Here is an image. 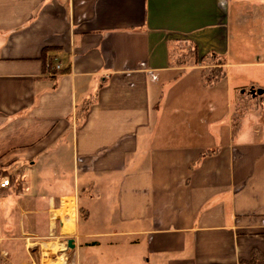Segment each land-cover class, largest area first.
Segmentation results:
<instances>
[{
    "label": "crops",
    "instance_id": "0c3cea01",
    "mask_svg": "<svg viewBox=\"0 0 264 264\" xmlns=\"http://www.w3.org/2000/svg\"><path fill=\"white\" fill-rule=\"evenodd\" d=\"M256 4L0 0V174L11 181L0 195L41 206L16 204L37 218L20 237L0 216V249L18 243L36 264L38 239H74L75 256L115 238L89 264H244L254 253L264 264ZM186 48L214 55L224 77L205 84L214 65L179 66ZM109 201L114 230L103 231Z\"/></svg>",
    "mask_w": 264,
    "mask_h": 264
},
{
    "label": "rangeland",
    "instance_id": "374dc122",
    "mask_svg": "<svg viewBox=\"0 0 264 264\" xmlns=\"http://www.w3.org/2000/svg\"><path fill=\"white\" fill-rule=\"evenodd\" d=\"M253 9L255 11V13L253 14V22H257V21H262V24H264V14H261L258 16L259 19H256L257 15H258V11L260 9H263L264 10V7H261L259 6L258 4L256 5H253ZM257 11V12H256ZM257 14V15H256ZM247 40V39H246ZM248 41V40H247ZM235 42V41H234ZM253 43V42H252ZM234 47H236L234 45ZM254 47V46H252ZM261 47V51L262 53L264 54V42L262 43V45L260 46ZM180 52V51H178ZM264 56V55H263ZM63 160V159H62ZM64 160H66V157L64 158ZM63 160V161H64ZM19 171H17L16 173H18ZM2 174V173H1ZM55 190V188H54ZM14 193H5L3 195H0V198L5 196V197H9V199L7 200H10L9 202H11V204H13V209L11 210L10 213L6 214L5 215H0L1 218H2V229L4 230V232H6V234L8 233H12V234H17L19 237L22 235V231H25V232H31V229L29 228V220H36L37 221V218L34 216H32L31 218V215L29 214H22L21 213V209L18 208V206L16 204H21V208H23L24 210H28L29 208L30 209H40L41 206H36V205H28V203L25 202V199L24 198H15V197H12ZM33 194L32 191L30 190H27L24 195H26V198H29L31 197ZM41 203V201H40ZM39 203V205H40ZM83 203V201H82ZM107 204L105 205V212H104V215H107V219H109V221L107 223H105V225H103L102 223L99 225V229L100 230H103V231H113L114 230V222L113 220L115 219V214H116V208H115V204L112 203V202H106ZM34 204V203H33ZM87 208V207H86ZM78 214H77V220L80 219V224L79 226H84L85 225V221L83 220L84 219V216L81 215V212H80V208L78 207V210H77ZM83 214V213H82ZM45 216H42L40 217L39 219H44ZM96 215L93 214V218H95ZM4 219V220H3ZM96 219V218H95ZM78 222V221H76ZM77 225V223H76ZM28 238L30 237H27V239L25 240V243L28 242ZM70 238L69 237H62V238H59V239H56V238H44V239H41L39 240L38 239V243H34L35 245H38L37 248H34L35 249H31V253L34 254L35 257H37V263L36 264H47V263H52V261H45L46 257L44 256V253L48 252V253H56L57 251H59V249H63V244L62 242H66L68 243V240ZM91 239H87L86 241H90ZM94 240H97L98 242H100V244L92 247V248H84V245L82 246V248H78L75 256L73 255V250H68L66 252V256H67V259H68V264H89V260H88V257H89V253L90 251H93V252H99V250H103L104 248H107L108 245H110V240L114 241V239H107V238H97V239H94ZM85 241V240H84ZM83 241V242H84ZM85 241V242H86ZM33 243V242H32ZM53 244L54 246H59V245H62L63 247L61 248H58L57 250H52V251H47L45 250V247H44V244ZM28 245V243H27ZM17 247L18 248H15L14 245H8L7 248H9L8 250L10 251L7 252V250H3L5 252L8 253V256L7 257H3L0 255V259H1V264H31L32 261H29L27 259V255L25 253V251H23V249L21 247H19V244L17 243ZM44 248V250H43ZM98 248H101V249H98ZM30 249V248H29ZM91 249V250H89ZM1 250L0 249V253H1ZM54 262V261H53ZM54 264H58V263H55Z\"/></svg>",
    "mask_w": 264,
    "mask_h": 264
},
{
    "label": "trees",
    "instance_id": "16d2710c",
    "mask_svg": "<svg viewBox=\"0 0 264 264\" xmlns=\"http://www.w3.org/2000/svg\"><path fill=\"white\" fill-rule=\"evenodd\" d=\"M178 53H182V56L178 59L177 64L179 66H190L199 64H212L214 67L205 68L203 70V79L205 84H212L224 77L225 72L223 68L217 63L214 55H210L209 58L203 57L199 58L197 49L192 50L191 48L178 49ZM68 69L61 70L60 72H66ZM85 111H82V113ZM259 258L257 254H253L252 259L248 263L244 264H255L258 262Z\"/></svg>",
    "mask_w": 264,
    "mask_h": 264
},
{
    "label": "built area",
    "instance_id": "2783aa9c",
    "mask_svg": "<svg viewBox=\"0 0 264 264\" xmlns=\"http://www.w3.org/2000/svg\"><path fill=\"white\" fill-rule=\"evenodd\" d=\"M10 186H11L10 178L8 176H4L0 174V190L8 189ZM64 244L66 246L68 245V243L66 242ZM67 251H68V247H66L65 250H59L56 253H44V256L46 257L45 259L46 263L47 261H52V262L54 261L55 263H58V264H68V259L66 256ZM0 255L3 257H7L8 253L1 250ZM0 264H1V259H0Z\"/></svg>",
    "mask_w": 264,
    "mask_h": 264
},
{
    "label": "water",
    "instance_id": "95a60500",
    "mask_svg": "<svg viewBox=\"0 0 264 264\" xmlns=\"http://www.w3.org/2000/svg\"><path fill=\"white\" fill-rule=\"evenodd\" d=\"M263 93H264V90L263 89H252L251 90V92H250V94L251 95H253L254 97L255 96H258V95H263ZM75 240L74 239H70V240H68V248H69V250H74V248H75Z\"/></svg>",
    "mask_w": 264,
    "mask_h": 264
},
{
    "label": "bare ground",
    "instance_id": "6f19581e",
    "mask_svg": "<svg viewBox=\"0 0 264 264\" xmlns=\"http://www.w3.org/2000/svg\"><path fill=\"white\" fill-rule=\"evenodd\" d=\"M63 244V246L62 245H59V246H54L53 244H44V247H45V250H47V251H52V250H57L58 248H62L63 247V249H59V250H65V248L66 247H68V245L66 246L64 243H62ZM68 250H69V248H68ZM46 253H48V252H46ZM47 264H54V262H52V263H47Z\"/></svg>",
    "mask_w": 264,
    "mask_h": 264
}]
</instances>
